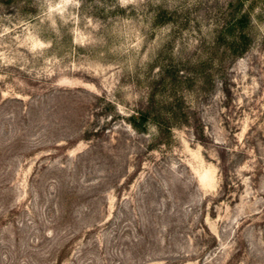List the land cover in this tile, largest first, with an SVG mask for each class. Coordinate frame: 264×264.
<instances>
[{"label":"rangeland","instance_id":"obj_1","mask_svg":"<svg viewBox=\"0 0 264 264\" xmlns=\"http://www.w3.org/2000/svg\"><path fill=\"white\" fill-rule=\"evenodd\" d=\"M235 1L0 0V264H264V3L236 59Z\"/></svg>","mask_w":264,"mask_h":264},{"label":"trees","instance_id":"obj_2","mask_svg":"<svg viewBox=\"0 0 264 264\" xmlns=\"http://www.w3.org/2000/svg\"><path fill=\"white\" fill-rule=\"evenodd\" d=\"M248 0H236L235 4H230L231 8H234L238 13L233 20L226 26L227 33L229 34L228 40H224L231 54L236 59L242 58L251 48L253 44V37L250 29L252 26V17L249 12L244 10V6ZM264 3V0H262ZM143 121L147 122L150 119L156 123L160 131L164 134H171L173 126L170 119L161 118L159 115L157 118H150V114L142 115ZM161 119V120H160ZM133 126L138 127V120L133 118Z\"/></svg>","mask_w":264,"mask_h":264}]
</instances>
